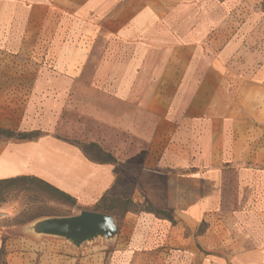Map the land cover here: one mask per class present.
I'll return each mask as SVG.
<instances>
[{
  "label": "crops",
  "instance_id": "obj_1",
  "mask_svg": "<svg viewBox=\"0 0 264 264\" xmlns=\"http://www.w3.org/2000/svg\"><path fill=\"white\" fill-rule=\"evenodd\" d=\"M0 50L36 62L21 130H46L0 139V180L36 176L92 207L119 173L84 153L89 140L141 158L133 199L173 213L202 246L230 170L237 188L260 191L264 222V0H0ZM162 220V243L138 245L133 229L118 245L126 264H264V227L225 255L199 254Z\"/></svg>",
  "mask_w": 264,
  "mask_h": 264
},
{
  "label": "rangeland",
  "instance_id": "obj_2",
  "mask_svg": "<svg viewBox=\"0 0 264 264\" xmlns=\"http://www.w3.org/2000/svg\"><path fill=\"white\" fill-rule=\"evenodd\" d=\"M36 67V62L30 61L26 56L0 50V127L15 131L22 129L35 79L32 71ZM39 122L37 119L35 125ZM35 129L41 131L40 136L46 134V130L39 125ZM56 135L75 140L63 132L58 131ZM78 142L88 144L93 141ZM86 150L91 158L99 161L104 159V155H100L95 149ZM104 151L107 152L105 149ZM115 159L119 173L116 192L119 196H111L89 208L64 202L36 182L13 186L0 184V264H126L130 259V252L118 245L129 239L133 229V233L140 231L135 233L138 234V245L155 243V239L162 243L161 238L156 236L160 231L165 234L171 224L144 212L125 213V198H133L137 176L143 167L141 158L119 156ZM249 164L255 162L249 161ZM256 170L253 180H263L261 168ZM225 180L227 185L224 189V203L208 222L199 227L200 230L211 229L203 246L196 243L192 236L188 237L193 231L179 221L173 224L176 225L172 233L175 243L184 244L199 254L204 251L203 247L212 250L216 246L221 255H225L230 252L229 246L238 240L242 243L244 238L251 236L260 239L264 222L255 212L261 206L252 203L254 198L259 197L257 192L260 191L237 188L238 176L235 170H230ZM108 207L116 219L118 235L122 233V239L118 235L111 239L99 236L76 246L65 237L39 234L34 229L36 222L47 217L76 215L85 209L104 212ZM139 209L141 208L132 207L133 211ZM134 219L137 220L135 225ZM141 259L147 262L150 260L152 264H162L164 255L146 254ZM188 263L190 264V260L183 262Z\"/></svg>",
  "mask_w": 264,
  "mask_h": 264
},
{
  "label": "trees",
  "instance_id": "obj_3",
  "mask_svg": "<svg viewBox=\"0 0 264 264\" xmlns=\"http://www.w3.org/2000/svg\"><path fill=\"white\" fill-rule=\"evenodd\" d=\"M40 135H41V131H39V130L15 131V130L0 127V139L32 140V139H36V138L40 137ZM78 144H80L84 153L93 161L100 162V163H114L115 164V162H116L115 157L111 153L105 152L104 149L99 144H97L96 142H91L88 144L78 142ZM87 148L95 149L100 155H104V159L99 161V160H95V159L91 158L89 156V154L87 153V150H86ZM26 182H36V183L40 184L41 186H43L44 188H46L49 193L55 195L57 198L61 199L62 201L67 202V203H71L73 205L77 204V200L75 197H73L72 195L58 189L57 187L53 186L49 182H47V181H45L39 177H36V176H17V177H12V178L0 180V184H6L8 186H13L16 184H21V183H26ZM118 187L119 186L117 184L113 189L108 191L103 196L101 201H103V200L105 201V200H107V198H109L111 196H113V197L119 196L116 192L118 190ZM124 205H125V213L126 212H135V213L136 212H144V213L152 214L159 219H166V220H169L173 223L176 222L173 213H171L170 211H168L166 209L157 208V207L153 206L150 202H146V201L145 202H135L133 200V198L127 197V198H125ZM132 207H139L141 209L133 211ZM98 212H101V211H98ZM102 213L113 215V213H111L109 207ZM201 231H203V229L200 230V228H199L198 232H201Z\"/></svg>",
  "mask_w": 264,
  "mask_h": 264
},
{
  "label": "water",
  "instance_id": "obj_4",
  "mask_svg": "<svg viewBox=\"0 0 264 264\" xmlns=\"http://www.w3.org/2000/svg\"><path fill=\"white\" fill-rule=\"evenodd\" d=\"M34 229L39 234L65 237L76 246L99 236L111 239L119 232L113 215L87 209L76 215L41 219Z\"/></svg>",
  "mask_w": 264,
  "mask_h": 264
}]
</instances>
